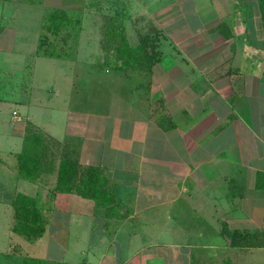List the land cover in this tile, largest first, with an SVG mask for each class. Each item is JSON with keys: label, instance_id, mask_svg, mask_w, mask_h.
Wrapping results in <instances>:
<instances>
[{"label": "crops", "instance_id": "0c3cea01", "mask_svg": "<svg viewBox=\"0 0 264 264\" xmlns=\"http://www.w3.org/2000/svg\"><path fill=\"white\" fill-rule=\"evenodd\" d=\"M114 1L157 60L113 66L88 21L71 54L38 53L23 23L0 39L19 52L0 97V264H264V0ZM62 161L98 168L106 199L60 192ZM20 195L39 202L34 238L14 227Z\"/></svg>", "mask_w": 264, "mask_h": 264}, {"label": "rangeland", "instance_id": "374dc122", "mask_svg": "<svg viewBox=\"0 0 264 264\" xmlns=\"http://www.w3.org/2000/svg\"><path fill=\"white\" fill-rule=\"evenodd\" d=\"M110 1L111 2L105 3L103 0L102 3L100 0H0L1 36L3 34L1 32L2 29L6 26H9L8 28H10L9 31H5L0 39L4 38L2 41L5 40V42L7 41L6 43H15V41H17L15 27H17L18 23H23L31 28H37V30H35L36 34H34L33 37H37V33L40 32L38 53L42 52L44 55L50 56L54 54H71L76 52L73 45H76L81 38L77 30L81 28L83 24L84 29L88 21V25L91 23L95 28L97 38L99 31H101L100 37L102 39V45L104 46L109 43L107 41V36L103 34L105 31V23L107 22L106 18L115 14L114 12L119 9L118 7L116 8L114 0ZM83 7L86 12L90 13L86 21L83 20L82 16ZM53 14L60 15L63 18V24L54 27L53 22L56 20L53 21L52 19H49V16H52ZM117 14L120 17L119 12H117ZM41 16L42 23L39 24V18ZM58 21L59 20H57V22ZM35 31L31 30L33 33H35ZM109 46L110 49L107 48L110 51L109 54L112 55L111 59L114 60L113 66L116 67L118 65L114 63L118 60L116 49H118L119 46L124 48V50L130 54H132L133 51L134 53H137L135 49L137 48V45L135 46L131 44L125 33L122 36L118 34L112 36ZM142 51H148V49L143 48ZM18 58V51L12 50L7 54L5 53L4 57L0 52V97L4 93L5 88L10 87L13 90L19 86V83L17 82ZM6 63H10L11 65L7 66ZM9 68H11V75L8 73Z\"/></svg>", "mask_w": 264, "mask_h": 264}, {"label": "trees", "instance_id": "16d2710c", "mask_svg": "<svg viewBox=\"0 0 264 264\" xmlns=\"http://www.w3.org/2000/svg\"><path fill=\"white\" fill-rule=\"evenodd\" d=\"M118 15V14H117ZM52 19L53 26L58 27L63 24V18L60 15L53 14L49 16ZM104 35L107 36L109 43L105 44L104 47L110 49L109 44L111 43L112 36L124 34V27L120 17H116L115 14L106 18ZM57 20H59L57 22ZM102 44V39H101ZM150 42H147L145 37L140 38V45L136 49L137 53L133 51L132 54L126 52L124 48L118 47L117 50V68H122L127 64L131 63H146L155 61L158 58V52L152 49V52L142 51L143 48H147ZM135 57V58H134ZM147 60V61H146ZM136 61V62H135ZM126 64V65H125ZM42 137L38 133H31L26 138V142L30 141L31 148L34 150V146L41 143ZM25 143V142H24ZM35 151V150H34ZM31 152L24 147V150L19 155V173L21 176L35 181L33 177V170L36 168L35 152ZM104 179L100 175V171L96 167H80L78 164H72L71 162L62 161L59 164L58 178H57V189L60 192H75L82 197L91 198L97 203L103 202L106 199L107 192L104 189ZM39 203L38 200H32L26 196H18L15 201V215L16 222L15 228L24 233L28 238H34L40 235L41 230L39 227L34 225V216L38 215L39 211L36 210L34 204ZM34 206V207H33Z\"/></svg>", "mask_w": 264, "mask_h": 264}]
</instances>
